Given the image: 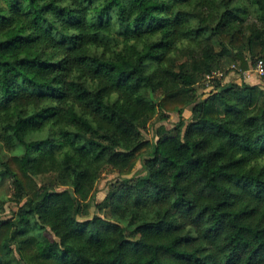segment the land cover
<instances>
[{
    "label": "trees",
    "instance_id": "trees-1",
    "mask_svg": "<svg viewBox=\"0 0 264 264\" xmlns=\"http://www.w3.org/2000/svg\"><path fill=\"white\" fill-rule=\"evenodd\" d=\"M259 58L264 0H0V264H264Z\"/></svg>",
    "mask_w": 264,
    "mask_h": 264
},
{
    "label": "rangeland",
    "instance_id": "rangeland-1",
    "mask_svg": "<svg viewBox=\"0 0 264 264\" xmlns=\"http://www.w3.org/2000/svg\"><path fill=\"white\" fill-rule=\"evenodd\" d=\"M217 49H220V45L218 43V40H216ZM246 55H248L247 52H245ZM238 67H234V65L231 66L228 73H224L225 81H231V82H242V75L239 73V69L237 71ZM248 77H256L259 81V84L264 88V78L259 76L256 72L253 71V66L248 70ZM253 74V76H250ZM203 91V86H200L198 88V94ZM186 116L190 117V109L187 110ZM179 120V115L177 113H171L169 114V118L165 120H159L157 116H155L152 121L148 124L146 128L143 129L144 136L146 138L154 139L155 137V130L160 125H165L167 128H172L174 124ZM142 168L141 164H138L133 171L134 175H142ZM50 177L47 176H41V179L43 182H47ZM121 176L118 174V171L115 169H112L111 167H107L104 169V171L101 173L99 180L97 181L95 188H94V195L92 196L91 200L88 204L84 205L82 208V214L81 219L84 220L88 217H91L95 213V207L94 204L96 202H101L111 191L117 189V187L121 184ZM16 209L11 204H7L6 211L0 215V218H6L10 216L11 209ZM105 214H108V211L105 212Z\"/></svg>",
    "mask_w": 264,
    "mask_h": 264
},
{
    "label": "built area",
    "instance_id": "built-area-1",
    "mask_svg": "<svg viewBox=\"0 0 264 264\" xmlns=\"http://www.w3.org/2000/svg\"><path fill=\"white\" fill-rule=\"evenodd\" d=\"M253 71L256 72L259 76L264 77V59L259 58L253 66ZM248 71H243L245 77L248 76Z\"/></svg>",
    "mask_w": 264,
    "mask_h": 264
}]
</instances>
